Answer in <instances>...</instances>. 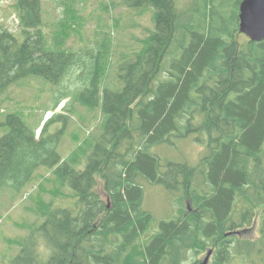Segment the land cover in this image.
Segmentation results:
<instances>
[{
  "label": "trees",
  "instance_id": "1",
  "mask_svg": "<svg viewBox=\"0 0 264 264\" xmlns=\"http://www.w3.org/2000/svg\"><path fill=\"white\" fill-rule=\"evenodd\" d=\"M189 1L185 9L178 0H124L152 11L153 28L118 53L117 22L98 33L96 48L67 45L76 0L52 38L42 0H15L19 33L0 22V95L27 77L57 86L81 70L55 108L70 98L97 113L100 134L73 135L63 156L64 126L78 115L66 105L71 114H54L38 136L40 126L30 130L18 113L1 124L0 188L20 190L43 168L53 183L52 200L35 213L41 223L9 264H201L208 251L210 264H264V41L240 40L243 0ZM54 121L63 127L48 135ZM194 133L204 149L195 166L153 151ZM149 185L168 192V218L156 221L145 207Z\"/></svg>",
  "mask_w": 264,
  "mask_h": 264
},
{
  "label": "rangeland",
  "instance_id": "2",
  "mask_svg": "<svg viewBox=\"0 0 264 264\" xmlns=\"http://www.w3.org/2000/svg\"><path fill=\"white\" fill-rule=\"evenodd\" d=\"M70 1L42 0L44 31L48 38H52L55 32L63 29L58 22L64 17L65 8L69 6ZM178 1L180 6H185V9L190 8L189 0ZM14 2L15 0H0V22L8 31L17 34L20 29ZM234 2L232 1V4ZM73 9L76 11L78 20L71 19L76 23L72 24L75 27L68 32L70 38L67 45L74 51L85 46L96 48L97 40L103 38L98 33L110 31V28L117 22L118 27L115 29L114 37L111 38L112 47L118 53L122 51L131 53L133 48L140 45L137 41L144 39L147 32L153 28L152 11L139 14L138 11L127 8L124 0H76ZM239 38L243 41L246 37L240 34ZM115 62L114 58L113 63ZM81 72V70H74L57 86L34 77L24 78L20 81L21 83L11 85L0 95V138L8 132L7 126L1 124L5 123L7 116L11 113H18L30 130L40 126L36 131L38 136L43 124L54 114L67 116L71 114L65 109L75 110L78 115H75L76 118H68V124L64 126V135L58 147L60 154L64 156L72 150V137L75 134L81 138L99 135L97 113H88L85 108L70 98L61 101L55 108L62 95L61 91L72 92L79 84L77 78ZM113 75L114 67L111 68L109 77ZM62 127V122H52L48 135ZM196 137L194 133L184 138H177L174 139L173 145L156 147L153 151L160 156L163 162L186 163L189 166H195L204 152L203 147L195 142ZM52 188L50 173L44 168L39 169L36 176L20 190L10 187L0 188V264H9L19 252L17 242L27 237L29 227L34 223H41V218L35 213L39 207L38 204L52 200ZM64 191L67 192V190ZM169 197L168 192L161 186L146 187L145 207L156 221L168 218L172 214L173 209ZM54 201L55 204L60 203L59 200ZM187 207H189L188 202ZM255 229L254 226L249 234L255 236ZM37 240L39 241L38 249L42 251L41 240L40 238ZM205 257V252L199 255L198 260L201 264ZM207 264L210 262L208 261Z\"/></svg>",
  "mask_w": 264,
  "mask_h": 264
},
{
  "label": "water",
  "instance_id": "3",
  "mask_svg": "<svg viewBox=\"0 0 264 264\" xmlns=\"http://www.w3.org/2000/svg\"><path fill=\"white\" fill-rule=\"evenodd\" d=\"M239 33L251 42L264 41V0H243L239 5ZM239 234V232L228 233ZM211 251H208L202 264H207Z\"/></svg>",
  "mask_w": 264,
  "mask_h": 264
}]
</instances>
